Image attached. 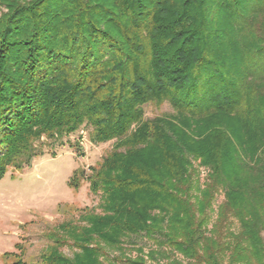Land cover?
<instances>
[{
  "label": "trees",
  "instance_id": "obj_1",
  "mask_svg": "<svg viewBox=\"0 0 264 264\" xmlns=\"http://www.w3.org/2000/svg\"><path fill=\"white\" fill-rule=\"evenodd\" d=\"M82 127L114 140L69 180L102 212L38 264H147L123 246L142 232L153 259L264 264V0H0V180Z\"/></svg>",
  "mask_w": 264,
  "mask_h": 264
},
{
  "label": "rangeland",
  "instance_id": "obj_2",
  "mask_svg": "<svg viewBox=\"0 0 264 264\" xmlns=\"http://www.w3.org/2000/svg\"><path fill=\"white\" fill-rule=\"evenodd\" d=\"M173 111L170 103L162 105L150 103L146 106V117L166 114ZM89 128L82 127L77 132L64 137V143H48L43 137L45 154L37 156L29 166L22 170H9L0 180V264H16L19 259L30 264H38L41 254L53 244L52 234L63 232L62 223L89 225L90 213H101L100 194L93 193L87 178H79V186L69 185L70 178L77 170L91 172L92 166H98L112 150L114 140L93 143ZM37 142V143H40ZM201 182L207 169L200 167ZM224 194L219 193L215 200V211L211 223L217 216L218 204ZM237 223L234 228H237ZM126 256L136 257L142 250L147 264H177L176 260L186 263L180 253L170 257L149 253L156 248L155 242L144 232L125 238ZM76 249L64 245L61 251L69 256ZM110 259L121 256L120 249L106 248ZM115 262V261H114ZM115 264H127L124 261Z\"/></svg>",
  "mask_w": 264,
  "mask_h": 264
}]
</instances>
